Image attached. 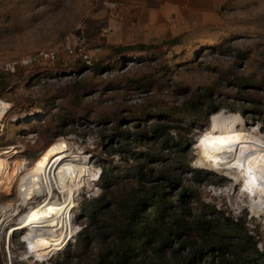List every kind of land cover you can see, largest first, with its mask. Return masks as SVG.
Here are the masks:
<instances>
[{"label": "rangeland", "instance_id": "1", "mask_svg": "<svg viewBox=\"0 0 264 264\" xmlns=\"http://www.w3.org/2000/svg\"><path fill=\"white\" fill-rule=\"evenodd\" d=\"M242 2L217 11L211 23L199 25L197 21H189L188 25L175 27L172 31V23L165 26L162 18H158L163 11L157 8L163 4L157 0H135L129 4L122 0H0V83H8L0 95V101L4 104V109L2 110V106L0 108L3 113L0 115L3 125L0 133V161L6 160L10 168L7 174H0V210L15 209L16 213L13 217L8 216L13 222L9 224L10 228L5 229L6 235L4 234L0 242V264H57V261L62 262L64 259L61 254L64 250L57 252L56 248L48 249L53 253H48L43 259L31 256L35 252H30L22 242L21 235L24 233L25 240L31 245L25 233L27 230L34 234L35 240L47 235L39 230L43 225L41 214L33 217L27 229L9 233L15 224H22L31 209L42 201V198L36 197L28 201V204L20 205L18 183L20 175L30 169L34 158L41 153L49 139L51 143L65 141L73 152L87 156L89 168L96 171L95 173L98 169L101 174L98 158L104 159L106 156L103 147L107 141L102 136L110 134L111 122L108 119L111 118H99L102 119L99 121L107 122H92L82 116L81 112V118L72 127L70 125L73 130L68 135L53 139L41 136V129L46 126L43 120L46 116L50 119L51 112L56 110L53 108L55 105H63L62 97L67 87L74 80L89 75L91 67L96 64L108 61L116 54L121 59L125 54L116 53L117 49H127L135 45H147L155 47L156 51H167L170 62H177L178 66L171 67V73L167 75L158 63L132 67L131 65L136 64V60L132 59L124 67L121 66L124 62L116 64L113 72L104 71L100 74L101 78L110 79L116 73L119 78L139 77L152 69L156 72L155 77L151 78L154 82L142 88L120 86V89H105L101 86V90L84 96V103L95 113L116 115L119 118L128 115V109L136 106L141 109L145 105H166L169 108L180 105L185 99L180 93L181 90L189 89L193 93L196 89H204L210 85L217 76L212 75L209 68L217 64L225 71L234 62L232 49L236 48L243 49L246 57L238 62L234 72H244L255 80L264 81V0ZM108 3H114V8L108 7ZM186 15L193 17L189 12ZM178 23L183 22L180 20ZM227 30L234 31L233 36L225 38L230 46L228 53H219L218 50L210 48L214 50L212 54L208 50L206 53L192 55L195 53L192 52V47L196 45V41H213ZM190 38L192 39L189 40ZM175 39L179 41L176 42ZM82 43L89 63L77 51ZM182 48L185 49L183 55L177 56ZM124 52L131 54L134 51ZM39 53H54V56L40 57L37 56ZM163 59L158 61L161 65L165 62ZM80 63H83V67L76 68ZM60 66L64 69L59 70ZM175 85H178L180 92L178 88H174ZM226 93L223 96L230 95ZM47 95L49 98L44 103L42 98ZM256 95H259L261 109L264 110V90L258 91ZM41 105L49 108L48 113H43ZM220 112L230 113L227 109ZM29 116L32 117L26 118ZM38 118L43 123L36 125ZM213 118L200 131L196 127L190 131L172 128L167 130L169 136L187 148L186 157L190 160V166L207 172V180L198 184L190 181L191 173L186 172L185 183L198 189L200 200L217 211H223L224 216L235 221L244 219L247 233L255 237L258 249L264 250V214L253 217L254 208L252 203L249 204L248 195L242 192V186L211 167L203 166L202 162L208 156L207 139L213 138L216 133ZM151 121L146 119L140 124L149 129ZM242 121L243 123L235 125L236 129L239 130L244 124L247 131L264 137V131H261L264 128V116L247 113ZM132 124L126 122L121 128L133 132L135 128ZM165 141L164 136L163 139L137 146L135 150L151 153L158 149L166 155L167 151L163 149ZM111 160L118 164L120 156L114 155ZM80 181H75L72 186L74 207L71 218L77 227V233L87 221L81 215L82 206L90 204L88 198H94L100 193L99 178H82ZM48 202H52V207L56 203L51 198ZM77 233L70 238V244L75 242ZM32 247L37 250L34 245ZM63 248L64 245L61 249ZM91 251L96 250L92 248ZM35 255L39 256L38 253ZM75 262L76 259H72L70 264H76Z\"/></svg>", "mask_w": 264, "mask_h": 264}, {"label": "trees", "instance_id": "2", "mask_svg": "<svg viewBox=\"0 0 264 264\" xmlns=\"http://www.w3.org/2000/svg\"><path fill=\"white\" fill-rule=\"evenodd\" d=\"M224 33L213 41H196L192 55L206 53L210 48L219 53L227 52L230 46L225 38L233 36L234 31ZM126 50L134 52L125 53ZM184 50L179 49L177 56L183 55ZM232 50L234 62L225 71L217 64L211 66L209 71L217 79L204 89H196L193 93L189 89L180 92L175 85L174 88L185 96L180 105L171 108L145 105L141 109L136 106L128 109V115L118 118L116 115L95 113L84 103V96L101 90V86L105 89H120V86L142 88L154 82L151 78L156 72L151 69L139 77L122 78L116 73L110 79L101 78L102 72H113L116 64L124 62L121 65L124 67L133 59L136 64L132 67L158 63L169 75L171 67L178 66V63L170 62L167 51H156L155 47L147 45L117 49L116 53L125 54L121 59L116 54L108 61L91 67L89 75L74 80L67 87L62 97L63 105L59 103L53 107L57 111L51 112L50 119L46 116L44 123L41 120L35 123L46 122L41 136L53 139L68 135L73 130L72 125L81 118V112L92 122H107L99 121L102 120L99 118H111L108 119L111 132L102 136L107 141L103 147L106 156L98 158L100 193L88 198L90 204L82 206L80 212L86 218V224L77 233L75 245L69 244L64 249L61 253L64 259L57 264H70L72 259H76V264H264V250H259L255 237L247 233L244 219L235 221L224 216L223 211H217L200 200L198 189L185 183L186 172L191 173L189 180L196 184L207 180V172L192 168L186 157L185 145L167 133L170 128L190 131L196 127L200 131L222 109L244 118L247 113L264 116L260 97L256 95L264 90V81L255 80L244 72H234V67H238V62L246 57V53L239 48ZM162 58L165 62L161 65L158 61ZM82 67L83 63L76 66ZM61 69L64 68L60 66ZM7 84L0 83V95ZM228 88L231 90L226 93ZM223 93L230 95L223 96ZM48 98L49 95L42 101L46 103ZM41 107L43 113H48V107ZM146 119L152 120L149 129L140 124ZM126 122H132L135 131L121 128ZM164 136L166 155L158 149L151 153L135 150L137 146L163 139ZM51 144L49 139L42 151ZM114 155L120 156L118 164L111 160ZM92 248L96 251H91Z\"/></svg>", "mask_w": 264, "mask_h": 264}, {"label": "bare ground", "instance_id": "3", "mask_svg": "<svg viewBox=\"0 0 264 264\" xmlns=\"http://www.w3.org/2000/svg\"><path fill=\"white\" fill-rule=\"evenodd\" d=\"M0 104L3 110L4 104L1 101ZM213 120L216 123V133L213 138L207 139L208 156L202 162L203 166L211 167L240 184L242 192L248 195L249 204L252 203L254 208L255 213L252 216L260 217L264 214V137L247 131L244 124L239 130L236 129V124L243 123L240 115L220 112ZM9 169L6 160L0 161V174H7ZM95 172L89 168L87 156H80L78 152H73L65 141L59 140L45 148L31 164L30 169L20 175L19 204L26 205L36 197L42 198V201L31 209L22 224H13L15 227L11 228L9 233L27 229L33 217L41 214L43 225L39 230L47 234L35 240L32 232H25L31 245L37 250L25 240L24 233L21 235L22 242L29 251L39 254L37 256L33 253L31 256L43 259L48 253H53L48 249L56 248V251H60L62 245L65 247L77 233V227L71 223V210L74 207L72 186L75 181L81 182L82 178L98 180L100 171L97 169V173ZM49 198L56 202L53 207L52 202H48ZM14 210H0V242L5 229L13 222L9 217L16 215ZM35 225L36 222L34 227Z\"/></svg>", "mask_w": 264, "mask_h": 264}, {"label": "crops", "instance_id": "4", "mask_svg": "<svg viewBox=\"0 0 264 264\" xmlns=\"http://www.w3.org/2000/svg\"><path fill=\"white\" fill-rule=\"evenodd\" d=\"M125 3H130L135 0H122ZM129 1V2H128ZM162 2V6L157 9H162L163 14L158 16L162 18L164 25L172 23V31L175 27L188 25L189 21H197L199 25L211 23L215 18L217 11L221 10L226 5L242 4V0H157ZM232 3V4H230ZM192 13L193 17L189 18L186 13ZM180 14V15H179ZM169 18L171 20H169ZM180 20L183 23H178ZM40 121V120H38ZM72 220V219H71ZM72 223V221H71Z\"/></svg>", "mask_w": 264, "mask_h": 264}, {"label": "built area", "instance_id": "5", "mask_svg": "<svg viewBox=\"0 0 264 264\" xmlns=\"http://www.w3.org/2000/svg\"><path fill=\"white\" fill-rule=\"evenodd\" d=\"M108 7H110V8H114V6H115V4L114 3H108V5H107ZM77 51L79 52V55L83 58V60L86 62V63H89V59H88V56H87V54L85 53V51H84V46H83V43L82 44H79V46H78V49H77ZM41 53H39L37 56H40L41 57ZM43 57H53L54 56V53H50L49 55L48 54H45V55H42ZM1 104H0V108H1ZM40 113H42V112H40ZM1 114H3V113H1V111H0V115ZM26 114H31V113H26ZM43 114V113H42ZM24 115V114H23ZM35 115V114H34ZM34 115H32V116H34ZM32 116H29V117H26V118H31ZM24 118V117H23ZM22 118V119H23ZM21 119V120H22ZM1 117H0V133L3 131V125H2V123H1ZM37 120H39V118L37 119ZM41 120V119H40ZM13 121V120H12ZM68 244V243H67ZM66 244V246L62 249V250H64L68 245ZM61 251V250H60ZM58 252V251H57Z\"/></svg>", "mask_w": 264, "mask_h": 264}]
</instances>
